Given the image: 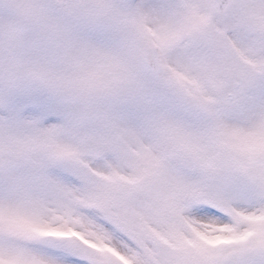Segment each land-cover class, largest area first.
Wrapping results in <instances>:
<instances>
[{
    "label": "snow or ice",
    "instance_id": "6c2138e0",
    "mask_svg": "<svg viewBox=\"0 0 264 264\" xmlns=\"http://www.w3.org/2000/svg\"><path fill=\"white\" fill-rule=\"evenodd\" d=\"M0 5V264H264V0Z\"/></svg>",
    "mask_w": 264,
    "mask_h": 264
},
{
    "label": "clouds",
    "instance_id": "9594fccd",
    "mask_svg": "<svg viewBox=\"0 0 264 264\" xmlns=\"http://www.w3.org/2000/svg\"><path fill=\"white\" fill-rule=\"evenodd\" d=\"M5 11V8L3 5H0V15H3Z\"/></svg>",
    "mask_w": 264,
    "mask_h": 264
}]
</instances>
